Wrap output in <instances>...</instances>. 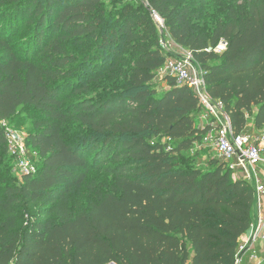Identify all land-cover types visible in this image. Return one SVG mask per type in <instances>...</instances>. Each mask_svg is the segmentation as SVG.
<instances>
[{
    "label": "trees",
    "instance_id": "obj_1",
    "mask_svg": "<svg viewBox=\"0 0 264 264\" xmlns=\"http://www.w3.org/2000/svg\"><path fill=\"white\" fill-rule=\"evenodd\" d=\"M147 5L0 0V264H234L253 189L185 154L211 127L196 126L188 88L151 86L165 59L151 10L240 133L264 129V0ZM26 109L40 165L17 183L1 124ZM91 172L108 186H91ZM86 184L93 196L73 205Z\"/></svg>",
    "mask_w": 264,
    "mask_h": 264
},
{
    "label": "built area",
    "instance_id": "obj_2",
    "mask_svg": "<svg viewBox=\"0 0 264 264\" xmlns=\"http://www.w3.org/2000/svg\"><path fill=\"white\" fill-rule=\"evenodd\" d=\"M151 16L158 28L164 26L163 19L155 11L151 10ZM160 45L165 49V59L156 75L171 78L178 86L186 87L196 95L201 110L216 122L215 126L210 125L201 143L210 145L217 152L233 179L242 180L253 189L254 214L248 233L238 242L234 264H241L245 253L249 255L250 264H258L260 259L254 246L264 240V132L259 135H250L247 130L235 133L221 101L208 94L203 72L192 52L178 44L170 49L172 44L163 38ZM225 48L226 42L220 41L214 51L220 53ZM1 125L6 133L7 151L15 159L21 176L36 172V150L29 148L23 134L10 129L6 122Z\"/></svg>",
    "mask_w": 264,
    "mask_h": 264
},
{
    "label": "rangeland",
    "instance_id": "obj_3",
    "mask_svg": "<svg viewBox=\"0 0 264 264\" xmlns=\"http://www.w3.org/2000/svg\"><path fill=\"white\" fill-rule=\"evenodd\" d=\"M104 1V5H112L113 4V0H103ZM123 4L124 3H128L131 6H141V9L144 11V9H146L147 11V1L148 0H120ZM136 23H138V21H136ZM24 33V28L20 31L19 35ZM157 37L159 39H165L168 44H172L170 49H173V47L175 45H177L174 40L171 38L168 29L163 26L160 27L157 31ZM163 48V47H162ZM164 53H165V49L163 48ZM151 86H153L154 88L157 89L158 92H161L163 90H165L168 86H167V80L165 79V77H163L162 75H156L155 78L151 81ZM24 112H29V118H27L26 120L20 122V124H14V122H7V126L14 130L17 131L18 133L23 134L26 137V140L28 142V137L29 134L35 132L36 128L35 125L33 124V121H35V119L38 118V114L31 111L30 109H26V111ZM21 116L24 117V119L26 118L24 116V113H21ZM215 119H213L212 117H210L204 110H201L196 116H195V124L198 127H203L205 125H212L215 126ZM248 134L250 135H259L262 134L264 132V129L261 130H255L253 129L250 125L248 126V129L246 131ZM162 142L165 141H169L166 138H162L161 139ZM170 144H172L171 141H169ZM185 154L187 155V157H189V159H194V164L197 165L198 167L201 168H206V163L209 159L211 158H216L217 160L221 161L220 157L218 156L217 152L212 149V147L210 145H203L200 141H196L194 143L193 148H191L189 151H186ZM6 161L7 164L5 167L7 170V176L8 177H13L14 181L17 183L21 182V174L19 169L16 166L15 163V159L8 153L6 154ZM36 166L40 165V160L39 157H37L36 160ZM88 181L89 183H91V186L94 184L95 189H101L107 185V180L105 179V177L103 175L100 174H93V172L89 173L88 176ZM93 196V192L90 190L89 186L86 184L85 186H83L80 190L74 192V194L72 195V203L73 205L81 202V201H86L87 199L91 198ZM248 257V258H247ZM245 259L247 260L246 263H244V261H242V264H250V259L249 256H247ZM243 259V260H245Z\"/></svg>",
    "mask_w": 264,
    "mask_h": 264
},
{
    "label": "crops",
    "instance_id": "obj_4",
    "mask_svg": "<svg viewBox=\"0 0 264 264\" xmlns=\"http://www.w3.org/2000/svg\"><path fill=\"white\" fill-rule=\"evenodd\" d=\"M250 126L252 127L251 124H250ZM255 130H257V129H255ZM259 130H261V129H259ZM248 231H249V229H248ZM248 231L246 233H244L242 236H240V238L238 239V242H240L245 237V235L248 233ZM254 249H255V252H256L258 258L260 259V262L258 264H264V240H262L260 242H256ZM247 256H249L248 253H245L243 259H245ZM243 261H244V263L247 262L246 259Z\"/></svg>",
    "mask_w": 264,
    "mask_h": 264
},
{
    "label": "water",
    "instance_id": "obj_5",
    "mask_svg": "<svg viewBox=\"0 0 264 264\" xmlns=\"http://www.w3.org/2000/svg\"><path fill=\"white\" fill-rule=\"evenodd\" d=\"M111 264H114V263H111Z\"/></svg>",
    "mask_w": 264,
    "mask_h": 264
}]
</instances>
